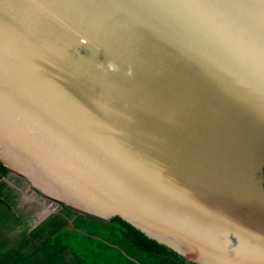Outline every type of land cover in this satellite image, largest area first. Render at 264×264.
Masks as SVG:
<instances>
[{"label": "water", "instance_id": "water-1", "mask_svg": "<svg viewBox=\"0 0 264 264\" xmlns=\"http://www.w3.org/2000/svg\"><path fill=\"white\" fill-rule=\"evenodd\" d=\"M0 163L187 264H264V0H0Z\"/></svg>", "mask_w": 264, "mask_h": 264}, {"label": "trees", "instance_id": "trees-1", "mask_svg": "<svg viewBox=\"0 0 264 264\" xmlns=\"http://www.w3.org/2000/svg\"><path fill=\"white\" fill-rule=\"evenodd\" d=\"M22 181L13 183L0 163V243L5 248L0 264L13 255L17 241L31 252L7 264H187L118 217L103 221L66 207L60 208L63 218L48 217L51 211L21 190ZM44 225L46 236H39Z\"/></svg>", "mask_w": 264, "mask_h": 264}, {"label": "rangeland", "instance_id": "rangeland-1", "mask_svg": "<svg viewBox=\"0 0 264 264\" xmlns=\"http://www.w3.org/2000/svg\"><path fill=\"white\" fill-rule=\"evenodd\" d=\"M9 178H10V180L14 183L15 182V179H17V177H15V176H13V175H9ZM19 187L20 188H24V183H23V181L19 184ZM33 197V196H32ZM34 198H38L37 196H34ZM42 201V200H41ZM43 202V201H42ZM46 205L47 206H49V210L51 211L50 213H49V215H48V217H53V216H56V217H61V218H63L62 216L64 215L65 216V213L64 212H61V210H60V208L61 207H58V206H56V205H54V204H51V203H46ZM66 219V218H65ZM67 221V223L69 224L70 223V221H69V219H67L66 220ZM67 227V229L69 230V228H70V225L69 226H66ZM43 233H41V234H39V236H46V226L44 225L43 226ZM43 238H45V237H43Z\"/></svg>", "mask_w": 264, "mask_h": 264}, {"label": "crops", "instance_id": "crops-1", "mask_svg": "<svg viewBox=\"0 0 264 264\" xmlns=\"http://www.w3.org/2000/svg\"><path fill=\"white\" fill-rule=\"evenodd\" d=\"M31 197V196H30ZM32 198V197H31ZM41 203V202H40ZM41 204H43V203H41ZM45 207H47L48 209H50L49 208V206H47L46 204H43ZM3 246V244H1L0 243V248ZM22 247H23V245H22V243L20 242V241H17V242H14V253H13V255L12 256H9L7 259H6V261H3V262H5V263H2V264H7V263H11L12 262V257L13 256H16L17 254L18 255H22V256H24V254H28V253H30L31 251L29 250V248L26 246L25 247V249H22ZM4 250H5V248L4 247H2V249L0 250V254L1 253H3L4 252ZM3 260H5V259H3ZM7 262V263H6Z\"/></svg>", "mask_w": 264, "mask_h": 264}]
</instances>
